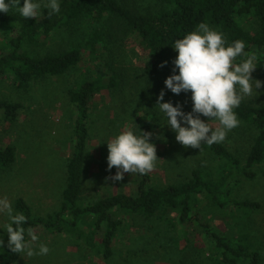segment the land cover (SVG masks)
I'll return each mask as SVG.
<instances>
[{
  "label": "trees",
  "instance_id": "trees-1",
  "mask_svg": "<svg viewBox=\"0 0 264 264\" xmlns=\"http://www.w3.org/2000/svg\"><path fill=\"white\" fill-rule=\"evenodd\" d=\"M245 20H255L256 28H248ZM200 22L223 32L229 42L243 40L245 51L256 57V68L264 73V0H157L144 9L127 4L126 0H62L60 13L52 16L47 10H43L42 17L30 20L17 17L13 12L0 13V25L7 38L6 46L0 48V76L12 78L18 87L28 89L32 83L47 77L65 75L82 61L98 60L101 48L109 49L123 33H129L135 35L145 49V73L156 77L162 62L173 50L172 41ZM81 28H84L82 33ZM62 29L77 38L71 41L70 49L43 52L51 36ZM91 71L87 70L70 90V100L77 108L76 141L66 165L67 185L62 205L56 212L37 215L23 198H18L15 209L27 217L25 229L32 227L47 235L70 232L77 243L97 248L107 260L113 255L114 240L125 225L133 228L138 221L157 220L176 225V222L189 220L211 239L215 264H264V248L247 230L246 217L236 219V233L226 235L213 224L201 221L196 208L203 197L209 206L219 211L245 208L246 216L260 207L253 201L234 198L232 191L244 178L254 179L264 163V102L255 105L244 100L236 109L238 118L254 131L253 144L245 161L223 142L202 143L201 148L218 161L217 177L213 171L197 167L185 179L158 186L152 181L151 171L146 175L137 173L140 180L136 193H115L80 207L91 103L99 92L118 86L117 75L112 74L106 81L104 76L92 75ZM20 107L19 103L0 99V108L10 119H15ZM182 107L188 112L192 104L184 103ZM142 130L153 133L151 140L157 146L159 124L146 121ZM16 159V146H0V170L11 168ZM86 221H91V225H85ZM0 239L5 241V246H0V264H17L22 255L6 247L5 231L0 233ZM186 247L187 244L182 249Z\"/></svg>",
  "mask_w": 264,
  "mask_h": 264
},
{
  "label": "rangeland",
  "instance_id": "rangeland-1",
  "mask_svg": "<svg viewBox=\"0 0 264 264\" xmlns=\"http://www.w3.org/2000/svg\"><path fill=\"white\" fill-rule=\"evenodd\" d=\"M126 3L144 9L157 3V0H126ZM14 14L23 18L18 13ZM245 22L248 28H256L255 20ZM3 28L0 25V48L7 43ZM82 31L84 28L79 32ZM76 39L69 30H58L42 51L70 49L71 41ZM100 51L98 60L82 61L65 75L47 77L32 83L28 89L18 87L12 78L0 76V99L21 104L15 119L6 117L4 109L0 108V146L14 145L17 148L13 166L0 170V197H6L14 209L18 198H23L37 215L60 209L67 185L66 165L76 141L77 108L70 100V90L89 69L92 70L90 74H100L106 81L112 74L117 75L118 86L104 89L92 100L90 137L78 206L84 207L89 202L115 193L137 192L140 180L137 173H125L123 180L115 183L108 179L115 174L116 168L108 170L106 140L125 124L137 132L146 121L159 124L160 131L156 134L158 159L151 170L154 184L166 186L185 179L197 167L213 171L214 176H218V161L202 148L193 149L180 144L175 139V132L168 125H163L164 118L154 106L161 89L165 91V101L192 104L190 91L177 95L164 84L167 76L172 74L176 51L169 52L165 59L167 63L156 77L145 73L146 52L133 34L123 33L109 49L101 48ZM252 75L264 81V73L257 68ZM257 91V96L246 100L260 105L264 102V86ZM253 135L254 131L248 124L240 120V125L228 133L223 143L235 156L245 161L253 144ZM257 172L254 179L244 178L234 185L232 191L236 199L260 204L250 215H245V208L219 211L209 206L204 197L196 208L201 221L213 224L226 235L236 233L235 220L240 216L246 217L247 230L252 232L253 240L264 248V163ZM6 220L7 217L0 214V223ZM175 224L157 220L138 221L133 228L125 225L114 240L113 255L107 260L97 248L92 249L84 242L77 243L70 232L47 235L39 230L40 241L48 244L49 253L31 257L22 255L17 264H215L208 235L189 220ZM85 225H91V221H86ZM177 237L183 240L179 241ZM185 244L187 247L182 249Z\"/></svg>",
  "mask_w": 264,
  "mask_h": 264
},
{
  "label": "clouds",
  "instance_id": "clouds-1",
  "mask_svg": "<svg viewBox=\"0 0 264 264\" xmlns=\"http://www.w3.org/2000/svg\"><path fill=\"white\" fill-rule=\"evenodd\" d=\"M61 2L23 0L21 4V0H0V13L13 12L26 20L36 19L42 10H47L49 16L59 14ZM171 46L177 55L172 74L164 84L177 95L190 91L192 108L185 112L179 102L165 101V91L161 89L154 106L164 118L163 125H168L175 132V139L185 147L200 150L202 143L224 142L228 133L240 125L236 109L244 100L257 96V90L264 86V81L252 75L257 67L256 57L247 54L243 40L229 42L223 32L206 22L174 39ZM152 135L125 124L107 139V167L109 171L116 168L108 179L115 183L123 180L125 173L146 175L153 170L158 156ZM0 214L7 217L6 222L0 223V229L7 233L6 247L12 253L28 257L49 253L48 244L40 241L32 227L25 229L27 217L15 211L6 197H0ZM0 246H5L3 239Z\"/></svg>",
  "mask_w": 264,
  "mask_h": 264
}]
</instances>
